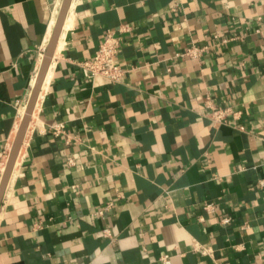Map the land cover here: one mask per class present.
<instances>
[{"label":"crops","instance_id":"1","mask_svg":"<svg viewBox=\"0 0 264 264\" xmlns=\"http://www.w3.org/2000/svg\"><path fill=\"white\" fill-rule=\"evenodd\" d=\"M62 2L0 0V183ZM71 8L0 207V264H264V0ZM109 31L120 82L85 66ZM212 105L233 116L214 126Z\"/></svg>","mask_w":264,"mask_h":264},{"label":"water","instance_id":"2","mask_svg":"<svg viewBox=\"0 0 264 264\" xmlns=\"http://www.w3.org/2000/svg\"><path fill=\"white\" fill-rule=\"evenodd\" d=\"M73 0H63L61 8H60V12L58 15V19L55 25V28L53 30L52 36L50 38V41L48 43V46L45 50L43 59H42V63L40 66V70L38 72V76L36 78V82L34 84L33 90H32V94L30 97V100L26 106V111L25 114L22 118L21 124L19 126L18 132L16 134L11 152L9 154L8 157V161L1 179V183H0V207L3 201V197L8 185V182L10 180V177L12 175V172L14 170L16 161L18 159L20 150L22 148V144L24 141V138L26 136V132L32 117V114L34 112V109L36 107V104L38 102V99L40 97V93L42 90V86L44 83V80L46 78V75L48 73V70L51 66L63 27H64V23L66 21V18L68 16L71 4H72Z\"/></svg>","mask_w":264,"mask_h":264},{"label":"built area","instance_id":"3","mask_svg":"<svg viewBox=\"0 0 264 264\" xmlns=\"http://www.w3.org/2000/svg\"><path fill=\"white\" fill-rule=\"evenodd\" d=\"M121 47L122 38L114 32H107L94 59L86 62L85 66L91 71L93 76H103L112 82H120L124 75V70L118 63ZM202 51L203 50L192 47L187 50L185 55L197 57ZM210 108L211 111L209 116L214 126L227 123L230 117L233 116L231 108L215 105L210 106ZM69 163L74 164V160L71 159ZM224 221H228V219H225ZM162 259L165 264L169 263L167 256Z\"/></svg>","mask_w":264,"mask_h":264},{"label":"bare ground","instance_id":"4","mask_svg":"<svg viewBox=\"0 0 264 264\" xmlns=\"http://www.w3.org/2000/svg\"><path fill=\"white\" fill-rule=\"evenodd\" d=\"M71 11H72V8L69 10L68 16H67L66 21H65V23H64V29H66V28L69 27L70 21L72 20V19H71ZM64 29H63V30H64ZM59 47H61V46H60V42L58 43V47H57L58 50L60 49ZM50 71H51V66H50V68H49V70H48V73H47V75H46V78H45V80H44V83H43V86H42V90H43V88L45 87V84L47 83V80H48V78H49V73H50ZM42 90H41V91H42Z\"/></svg>","mask_w":264,"mask_h":264}]
</instances>
